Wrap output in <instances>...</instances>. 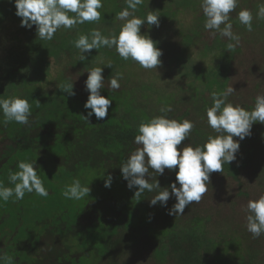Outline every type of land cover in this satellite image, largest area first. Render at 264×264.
Masks as SVG:
<instances>
[{
	"label": "trees",
	"instance_id": "16d2710c",
	"mask_svg": "<svg viewBox=\"0 0 264 264\" xmlns=\"http://www.w3.org/2000/svg\"><path fill=\"white\" fill-rule=\"evenodd\" d=\"M168 1H176L182 5L181 8H194L191 0ZM103 2L100 21L78 24L68 29L71 32L60 35L55 33L51 41L40 39L35 26L32 29H18L14 37L18 44L8 51L4 63L0 64V97L21 96L27 98L32 106L28 124H5L0 114V181L12 186L8 183V175L10 171H18L16 165L19 161L37 159V164L43 169L47 157L53 160L55 168L67 173L64 179L67 183L76 178L83 184L84 178L90 173L97 177L96 182L86 185L95 193H89L77 204L70 199L64 203V198L58 194L54 198L48 195L46 200H37L33 193H26L23 200L15 203L14 198L8 202L0 201V231L11 232L12 240L20 232L25 233L15 250L7 253V250H3L6 235L0 232V254L12 257L13 264H122L120 255L143 247L162 263L172 260L175 264H254L255 256L240 249L236 240L224 243L210 238L202 219L185 218L184 214L170 216L159 204L150 207L149 200L156 195L155 191L146 190L138 200L134 196L137 189L130 190L127 187V181L122 178L119 168L137 147L133 143L137 125L152 115L160 114L162 106L170 105L172 112L169 116L176 119H188L192 112L199 117L205 113V107L210 106L207 103L211 100L210 94L228 87V75L238 52L235 47L228 48V44L233 41H222L218 35L214 46L204 45V54L212 53L213 49L219 51L220 64L216 67L191 68L196 73V82L201 78L206 80L205 85L201 84L206 91L196 88L191 98L194 104L184 112H180L178 106L181 103L172 96L154 99L153 106H150L152 101L144 87L118 90L104 87L102 95L112 100L109 115L99 121L93 116L89 123L82 116L87 112L83 105L88 94L78 93L74 87L75 96L64 92L62 88L70 82L63 73V78L56 82L51 92L46 93L41 86L50 71L51 61H56L63 54L72 58L77 50L74 41L79 34H87L102 25L119 33L116 25L119 20L115 19V15L127 7L125 0ZM9 7L15 15L13 4ZM152 9L158 10L160 23L175 15L171 7L157 5L154 0H144L135 14L145 18ZM204 21L205 17L201 14L196 27L183 34L185 49L171 57L172 62H183L186 48L201 40L200 31L204 29ZM259 26L260 22L253 24V29ZM100 31L107 35L105 28ZM23 39L24 44L21 41ZM103 52L108 56L114 53L106 47L94 49L80 65ZM78 64L72 62L70 65L76 67ZM207 78L215 82L211 83ZM198 92H201V95H197L200 98L194 100V94ZM205 92L208 93V99L204 97ZM254 125L251 136L240 142L236 161L223 165L221 173L235 181L247 170L264 181V124ZM208 134L214 133L195 126L188 142L193 146L202 145ZM43 174L40 173L45 178ZM108 174L113 177L110 188L104 187V177ZM46 178H49L48 173ZM156 179L164 187L175 180V173L166 169L164 175L157 177L152 172L149 182ZM48 200H55L56 204L51 205ZM174 203L175 199H170L168 207ZM12 207L25 208L29 218H33V226L28 228L20 218L15 225L5 227L6 211Z\"/></svg>",
	"mask_w": 264,
	"mask_h": 264
},
{
	"label": "clouds",
	"instance_id": "9594fccd",
	"mask_svg": "<svg viewBox=\"0 0 264 264\" xmlns=\"http://www.w3.org/2000/svg\"><path fill=\"white\" fill-rule=\"evenodd\" d=\"M9 3L13 4L21 27L32 29L35 26L36 35L49 41L60 28L73 29L78 24L100 21V10L104 7L103 0H9ZM125 3L127 7L115 15L116 20L124 21L118 34L113 32L104 35L99 29L93 28L87 34L78 35L74 46L80 50V61L86 60L94 49L114 47L123 60L131 59L143 69L157 70L162 64L160 58L163 50L158 47V41L153 40L147 32H141V27L147 25L151 28L154 25L158 28L161 16L158 10L153 9L145 18L136 16L144 0H125ZM239 3L240 0H200L205 17L204 28L234 41L228 44L229 49L240 42L239 34L233 32L230 15L236 11ZM236 18L246 31H252L254 19L264 20V0L257 5L255 16L251 9L240 8ZM105 67L112 68V64L91 68L84 81V91L88 95L83 105L87 112L82 116L89 123L93 116L98 121L108 117L112 105V100L102 95ZM122 79L123 74L117 73L108 81V87L118 90ZM62 90L71 96L76 95L73 84L64 86ZM234 91L229 86L210 94L212 103L205 107V115L208 127L214 134H208L202 145L193 146L188 142L195 123L187 118L170 117V105L162 106L160 114L152 115L137 125L133 143L138 147L131 151L119 168L122 178L127 181V187L130 190L137 189L134 196L138 200L146 190L155 191L156 195L149 200L150 207L159 204L167 210L168 215L175 217L183 215L185 208L193 202L202 200L211 184V174L221 173L225 163L236 161L240 142L251 136L252 125L264 124V94H258L253 106L248 109L229 100ZM0 114L5 124H28L32 106L27 98L21 96L0 97ZM16 167L18 171H10L8 175V183L12 186L0 181V201L8 202L14 198L15 203L23 200L26 193H35L40 197L49 195L39 174L41 166L37 164V159L19 161ZM150 169L157 177L164 175L166 169L174 172L175 180L164 187H161L158 179L149 182L152 177ZM112 181V175L108 174L104 177V187L110 188ZM90 191L89 186L82 185L79 179L74 178L71 184L62 188L61 193L66 199L78 201L89 196ZM173 198L175 203L169 208L168 201ZM246 211V230L254 238L264 235V195L250 199ZM0 264H13V258L0 254Z\"/></svg>",
	"mask_w": 264,
	"mask_h": 264
},
{
	"label": "rangeland",
	"instance_id": "374dc122",
	"mask_svg": "<svg viewBox=\"0 0 264 264\" xmlns=\"http://www.w3.org/2000/svg\"><path fill=\"white\" fill-rule=\"evenodd\" d=\"M154 1L157 5L162 4L165 7H171L175 11L174 17L164 19L158 28L154 25L151 28L147 25L141 27V32H147L153 40L159 42L158 47L163 50V55L160 58L162 64L158 66L157 70L143 69L131 59L127 61L123 60L116 53L115 48L109 49L115 53L113 55L108 56L106 52L99 53L96 57L90 58L91 60L89 62L86 61L84 65H80V50L77 49L71 59L66 54H63L56 61H51L50 71L45 75L44 81L41 82L44 91L47 93L54 90L55 85H57L56 82L60 78H63L64 75V78L68 79L70 84H73L74 89L78 93H86L84 91V81L87 78V71L93 67H102L111 63L112 68H104L105 88L110 89L108 87V81L112 76H115L117 73H122L123 79L120 81L121 87L119 89L129 87L146 88V93L152 101V103L149 101L150 106H153L154 99H167L170 98L169 96H172L175 97L176 101L181 103L178 106L180 112H184L187 107H191L193 103L191 98L195 89L198 88L206 91L205 87L201 85H205L206 80L201 78L199 82H196V73H193L194 70L192 69L216 67L217 64H220L218 50L213 49L212 53H203L204 45H215L214 41L219 33L213 34L204 28L200 31L201 40L196 41L195 44L186 48L184 61L172 62L171 57H174L177 53L179 54L181 49H185L182 42L183 34L193 30L198 23V17L203 14L200 7V0H191L194 8H181L182 5L177 4L176 1L171 3L168 0ZM260 2L261 0H240L236 11L230 14L232 17L233 32L239 34L240 42L235 46L238 52L234 57L228 75V87L232 86L235 90L229 96V100L245 108L253 106L254 98L258 94H264V20L254 19L253 24L260 22V26L249 32L245 30L244 26L239 23L236 17L240 8L251 9L255 16L257 5ZM11 5L9 0H0V64L4 63L8 51L18 44V41L15 39V34L18 29L22 28L20 26V18L13 15L10 10L9 6ZM135 15L140 17L137 14ZM123 23L124 21H119L116 24L118 30H120V26ZM102 28H105L107 35L116 32L110 27L106 28L103 25L99 27V30H102ZM67 31L71 32L68 29H58L56 35L63 34ZM227 39L221 37L222 41H226ZM21 41L22 44L25 43L24 39ZM233 43L235 42L233 41ZM72 62H78L79 64L76 67H72L70 65ZM30 77L34 79L33 76ZM207 81L211 83L215 82L208 78ZM215 90H218L217 87H215ZM197 95H201V92L194 94V100L200 98H197ZM204 97L208 99L207 92L204 93ZM207 103H210L209 105L211 106L212 100L209 99ZM202 116L199 117L192 112L188 119L192 120L197 128L204 131H213L208 127L205 113ZM254 126L253 124L251 131L254 129ZM136 146L138 147V145ZM45 163L44 168L39 169V174L44 172L43 175L45 178L42 179L44 186L49 191V196H53L52 198H54L58 194L57 196L64 198L61 190L65 185L71 184L74 178L68 183L65 182L64 179L67 177L66 172L55 168L54 162L50 157H47ZM47 173L50 179L46 178ZM86 177L82 184L84 186L97 181V177L92 175V173ZM210 179L211 184L208 185V191L202 200L199 203L193 202L185 208V218L202 219L210 238L216 241H224V243L229 240H236L240 249L244 252L248 251L255 256L254 264H264V235L259 238H254L246 230L247 202L250 199L264 195V181L260 177L253 176L250 170L242 172L238 181L218 172L212 173ZM90 193H95V191H90ZM33 196L37 200L40 198L46 200L48 197H40L35 193H33ZM68 200L66 198L63 199L64 203ZM48 202L51 205L56 204L55 200H48ZM75 202L77 204L79 200H75ZM20 218L28 228L33 226V218H29L25 208L12 207L6 211L5 227L15 225ZM0 232L6 235V240H3V250H7V253L15 250L16 245L20 244L25 237V233L20 232L19 236L12 240L10 239L13 236L11 232H6L5 230ZM119 259L122 264H175L172 260H167L163 263L155 260L151 253L143 247L122 254Z\"/></svg>",
	"mask_w": 264,
	"mask_h": 264
}]
</instances>
